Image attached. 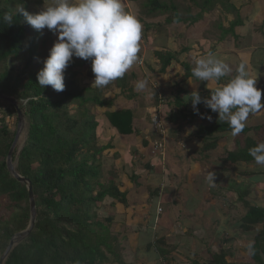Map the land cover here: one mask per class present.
Masks as SVG:
<instances>
[{
    "label": "trees",
    "instance_id": "16d2710c",
    "mask_svg": "<svg viewBox=\"0 0 264 264\" xmlns=\"http://www.w3.org/2000/svg\"><path fill=\"white\" fill-rule=\"evenodd\" d=\"M223 1L224 5L228 4V0ZM208 4L209 7L205 8ZM143 5L148 16L155 15L157 11L172 13V17L165 19L166 23L187 20V17L178 16L173 3L145 0ZM15 6H23L26 10L23 0H0V93L15 98L27 120V138L17 156L15 171L32 185L36 218L31 233L12 248L3 264H128L122 257L121 248H118L120 244L117 237L109 230L113 213L110 211L103 219L98 216L99 212H109V207L118 205L126 208L128 193L120 190L110 173L106 183L100 181L104 165L100 154L111 146H95L97 122L91 115H87L86 109L88 104L109 108L113 98L103 96V87L80 86L78 77L84 73L94 77V74L91 61L77 57H73L64 72V91L57 92L51 86L41 88L36 77L43 66L30 68L38 56L39 32L36 30L28 41L23 68L13 75V66L7 62L18 57L24 50L27 24L23 16L16 13ZM199 7L201 10L196 15L192 16L187 11L191 23L200 19L201 12L211 9V0H201ZM5 14L12 15L11 24L4 20ZM240 23L241 20L237 18L223 31L233 33L235 25ZM143 25L147 29L150 27L149 24ZM153 56L161 63L160 72H164L174 58L173 52L166 49L155 50ZM127 76L126 73L123 78L115 80V84L121 93L126 91L127 97H131L133 87ZM212 92L206 94L211 95ZM184 93L185 90L177 86L174 102L171 101L177 109L169 111L165 116L168 122L177 123L178 128L179 121L195 115L193 110L187 111L183 105L181 95ZM153 97L157 100L156 95ZM69 105L76 108L77 114L69 113ZM1 109H4V114H0V255L10 238L24 230L29 221L26 186L10 175L5 164L15 132L9 130L4 119L16 113L11 104L2 100L0 112ZM105 116L119 134L128 135L133 132L131 110L107 111ZM262 125L246 126L241 133H257ZM226 132H231L226 120L218 119L211 125L200 126L197 135L202 139L201 153L216 147L218 138L213 137V134ZM258 142L264 141L247 136L243 144L237 143L235 148L225 150L219 160L226 165L254 162L249 149ZM15 157L16 153L13 152L12 160ZM135 180L132 176V181ZM236 193L237 200L245 209L236 228L242 233L253 232L249 242L254 243V254L249 255L247 252L251 261L249 264H264V208L247 200L249 186L238 187ZM101 204L109 207L104 210ZM151 246L163 263L172 264L175 247L161 236L147 245ZM227 254L225 250L209 251L207 263L200 264H228Z\"/></svg>",
    "mask_w": 264,
    "mask_h": 264
},
{
    "label": "crops",
    "instance_id": "0c3cea01",
    "mask_svg": "<svg viewBox=\"0 0 264 264\" xmlns=\"http://www.w3.org/2000/svg\"><path fill=\"white\" fill-rule=\"evenodd\" d=\"M250 1L252 0H228V4H230V6L226 3L223 12L220 10L216 11L215 9L214 12L215 11L216 12L213 15L219 17L218 14L220 11L223 14V16H226V18L229 20V23L227 26L224 27L222 26L221 29L222 32L220 34H212V38L204 39L200 37L198 39L195 38L191 39V34H189L190 28L188 27H191L193 24L197 23L199 21L197 20L196 22L192 23V25L190 23L186 25V27L184 28L185 29L184 34L179 35L180 32H178L173 35L164 36L159 31L158 34H156L153 37L152 41H147V39L142 40L145 45V50L143 48L144 50L143 51L140 48V52L138 53V60L127 72V75H129L127 77H130V80L132 81H137L139 78H141L144 81L145 79L149 81L150 83L149 86L151 88L150 90L153 93V96L156 95L157 97V100L155 99V97L153 99L154 106H156L159 103L158 98L160 95L163 97L164 93L159 94L158 91L152 86V84L158 85L156 86V88L159 87L163 89L166 88L165 86L162 85V83L159 82L160 78H163L161 80L163 82L165 81V83L169 85L167 90L169 91L168 94L172 98L176 93L177 86L185 90V93L181 95L182 102L187 111H192L193 108L191 102L190 101L186 102L187 98L191 95L192 91L195 90L198 91L202 98H209L210 94H206V92L214 91L215 88L222 86L229 79L235 76L237 74L236 69L239 66V64H241L242 62L247 63V70L252 76L253 73L251 72L250 69L256 67L255 66L256 64L264 63V14L258 15V13L264 12V0H261L263 3H261L262 7L259 8L260 10H257V8L254 7V5L251 6ZM245 9L247 11H245ZM233 13L235 14L234 15L235 17L231 18V15H233ZM237 18L241 20V23L239 25H235V27L233 28V33H225L223 30L227 29L230 26V23L236 20ZM258 23L259 25H255ZM219 27L221 28V25ZM180 43L184 45L179 47ZM160 49L169 50L174 54V58L172 59L170 65L168 66V68L165 69L164 72L159 71L161 63L159 59L153 56V52L155 50H160ZM209 52H212L216 57L224 60L226 63L229 64V66L233 70L229 74V76L221 78L220 81L205 82V81H199L192 75V69L195 66V59L201 56H206ZM250 62L252 63L251 66H250ZM171 70H175L176 73H174L173 75L169 74L171 73ZM185 74H187V76ZM161 75L163 77H161ZM112 86H114L115 88L113 89V91L114 90L116 91L115 95H113L112 97H106V96L104 97L113 98L112 107L113 104L115 105L116 100H118V103L120 105H123V107H121L120 109L131 110L133 114V119H132L133 132L128 135L119 134L110 125L109 121L106 118L107 129L105 131L107 132L108 130L109 133L103 137L104 139L105 137H108L107 140H104L103 145L106 146L109 144L111 147L105 149L104 151H107V153H109L108 152L109 150H113L116 153V156L119 155V158L124 157V164L131 166L132 168L134 166V160H136L135 161L136 163L137 161L141 162L142 168L140 167V169H146L149 173L154 174L153 179L148 178L141 180L142 176L140 169L139 171L136 170H132V172L129 171V174H127L126 177L130 180V183L132 181V176L136 178L135 181H132L135 182L136 188H134V185L131 184L130 188L125 190L128 193L127 197L131 195L130 198L131 200L133 198L134 199L137 198V196L139 195L137 194V192L139 193L140 191L139 188H141V190H146L149 192V199H146V195H145L146 192L144 191L140 192V194L142 193L145 203H147V200L151 201V199L154 197L156 200L154 213H153V224H151L149 221L150 213L148 211L144 212L146 214L145 216H141L138 218L140 220L137 219L131 220L132 217L130 216L129 212L125 214L124 213L125 211L123 210L125 208L120 206L121 207L120 210L123 211L125 216H127L126 223H128V221L131 223L129 229V231L131 232L129 234L134 236V246L130 247L129 248L130 251L127 253L130 256L131 261L130 262L125 260L124 261L128 264H138V263L165 264L162 262L158 254L155 252L153 246L147 247V245L149 243L151 244L156 239V237L159 236L162 237L165 235L164 236L165 241L169 245L175 247V250L173 252L174 260L172 264L207 263L206 258H202V257L201 259L192 258L191 260H189L186 257V255L188 251H192V253L196 252V250H192V248L195 245L193 244L195 241L194 238L198 240L195 241V243L200 244L201 242L203 243V245L204 244L206 245L205 236L202 234L205 233L203 231L202 225L207 228V225L211 223L209 220L212 219L213 217L216 218L217 216L216 213L215 216H213V212L209 210L212 207L211 205H207V204L205 205L206 207H210L208 209L209 211L204 209V205H201L200 206L201 208L198 209L197 211L195 210L198 207H196V209L192 211L189 210L188 208L187 212L188 213L190 212L189 215H191L192 213V217L187 215L189 218H193L197 213H199L200 216L198 218H200L202 216V213L203 212L207 213V211H208L207 214L210 215L202 219V224L200 223L201 222L200 221L198 222V225H188V221L186 224H184L185 218L182 219L183 218L181 216L182 210L181 209L177 210L178 207L175 205L178 203L177 201L179 202L181 201L179 198L181 192L185 197V199L187 192L189 194L190 192L194 193V189L197 192L200 188V183L203 180L201 176L204 175L207 176L210 170L213 172L214 170H216V172L220 171L221 174L223 169H228L231 168L232 166L240 165V163H238L237 165L224 164L223 162H221V160H219V158L222 155L218 154L217 152L218 149L220 148L219 146L222 145L223 142L228 143L231 140V138L235 136H232L231 132L213 134V137L218 138L216 147L207 153H201L200 149L202 146V139L197 135V131L199 127L211 125L212 123L216 122L219 119L217 113L213 112L205 104L201 103L197 105L199 109V114L195 113V115L193 117L188 118V120H183V121L178 120L180 123L179 128L177 127L178 126L177 123L176 124L170 123L166 120L167 126L168 128H170V132L173 135L172 137L169 136L170 139H168V142H166L164 154L162 157L158 155H152L150 152V144H149V141L151 140L152 132L150 131L149 123L146 120V117L149 119V112L153 108L152 105L147 104L145 107L141 105L140 99L138 100V98L142 96L141 98L145 99V95H143L142 92L140 93V91L135 88H133V93L131 97H127L126 95V98H124L122 95L126 94L127 92L124 91L123 93H121L120 89L116 87V84ZM172 102H174V99L172 100ZM172 102H169L168 103L169 105H166V103H164V100H162V102L160 103V109L164 108L167 111V113L171 110H176L177 107L174 106ZM167 106H169L168 109ZM115 110H111V111H115ZM167 113L164 114V116H166ZM208 117H211V119H208ZM146 122L148 123L149 127L145 125ZM250 125L252 124H250V116H249V122H246V126H250ZM254 125H258V124H254ZM239 135H243L244 136L243 139H245V137L250 136V131H248L246 134L240 133ZM230 136L231 138H229ZM120 141H122V144L124 145L125 152L128 150L126 144L130 145L129 152H127V154H125L124 152L123 154L125 155L123 157L120 154L123 151V149H118L117 147V144ZM237 143L243 144V142H240L239 140L235 139L231 144L232 146L230 145V147L227 148L223 147V149L225 150L233 149L236 147ZM145 148L146 150H144ZM131 154L133 156H131ZM242 164L245 165V163ZM122 167L123 166H121V168ZM203 172H207V173L202 174ZM242 173L247 174V172L245 171ZM152 182L153 185L151 187L150 184ZM167 186H172L170 189L174 192V195L169 194L171 195V200L174 201L171 207L175 208L176 215H180L179 218H176L174 214V210L170 208L168 223L171 222L172 223L171 225L174 227V229L173 227L162 228L163 224L157 226H155L154 224L156 223V221H158L161 218V215L163 213V209H161L162 208L161 199L165 195V188ZM237 188L234 190L236 191ZM206 189H210L209 185L206 186ZM230 189L233 190V187H231ZM217 192L220 193V189L219 191L217 190ZM181 203L182 202H180V206L182 205ZM158 208L160 209L159 211ZM123 213L121 214L123 215ZM183 213L185 215V212ZM219 214L221 215V217L226 215L227 218L231 220V217L229 218L230 212H225L221 210ZM184 217H186V215ZM237 221L235 222V225H233L235 228L237 226L236 225ZM165 229H167L166 232L164 231ZM222 232H223L222 228L220 230L217 229L214 235L216 236L219 235L217 237L221 238L220 234H223ZM173 235L175 237L179 235H184V238L181 237L180 239H185V242L183 243L171 239ZM128 241L129 242L133 241V238L132 239L130 238ZM189 246L191 249H188ZM135 260L138 261L135 263Z\"/></svg>",
    "mask_w": 264,
    "mask_h": 264
},
{
    "label": "rangeland",
    "instance_id": "374dc122",
    "mask_svg": "<svg viewBox=\"0 0 264 264\" xmlns=\"http://www.w3.org/2000/svg\"><path fill=\"white\" fill-rule=\"evenodd\" d=\"M23 1L25 4V7H26V11H28L29 13H36V12L40 11L43 7H47L49 2H50V0H23ZM161 1H164L167 4L173 3L177 8L178 16H180L182 18L187 17V20L185 22H181L178 24L166 23L165 19L167 17L168 18L172 17V13H170V12L162 13V12L157 11V12H155V15L148 16V15H146L147 9L143 5L145 0H136L134 2H132L130 0H121L122 5H123L126 12L134 15L135 17L138 18V20L139 19L142 20V21L140 20V23L142 24V27H143V31H142L143 38H141V41H140V48L142 50H143V48L145 50V45H144L142 40L147 39V41H152L153 37L156 34H158L159 31L164 36L165 35H173V34H176L178 32H180L179 35L184 34L185 33L184 28L186 27V25L189 23L192 25V23L189 21L190 15H187V11H189V13L193 16V15H196L201 10V8L199 7V5L201 4V0H161ZM260 1L261 0H252V1H250V4H251V6L254 5V7H256L257 10H260L259 8L262 7L261 3H263L262 1L261 2ZM223 2H224L223 0H211V3H212L211 9L207 10L205 12L204 11L201 12V17H200L199 21L197 23L193 24L191 27H188V28H190L189 34H191V39H194V38L198 39L200 37H202L204 39L212 38V34H220L222 32V30H221L222 26L223 27L227 26L229 23V20L226 18V16H223V14L220 12V11L223 12V9L225 7V5H224L225 3L223 4ZM19 7H21V6H15L14 9L16 10ZM208 7H209V4L205 8H208ZM215 9H216V11L220 10L219 14L216 13L219 15V17L217 16L218 18L216 17V15H213L216 12V11L214 12ZM245 11H247V10L245 9ZM229 13H230V11H229ZM262 14H264V12L258 13V15H262ZM234 15L235 14L233 13V15H231V18H234L235 17ZM143 24H149L150 27L147 29L144 27ZM220 25H221V28L219 27ZM255 25H259V23L255 24ZM34 32H35V30L29 24H26V35H25V40H24V50L20 53V55L18 57H16L15 59H10L7 62L13 66V69H12L13 75L17 74L23 68L25 58L27 56L26 47H27V44H28L30 37L34 34ZM56 39H57L56 35L53 32L48 31L47 29L43 30V32H39V37L37 39L38 56L35 58L32 65L30 66L31 69H37V68L43 66V60L47 57L48 51L51 48L52 44L56 41ZM210 40H212V39H210ZM142 44L144 45V47ZM182 45H184V44L180 43L179 47H181ZM159 47H160V44H159ZM251 64L252 63L250 62V66H251ZM255 66L256 67H253L250 70L253 73L252 77L258 76L256 87H258L262 90V103H264V63L256 64ZM174 73H176V71L171 70V73H169V74L173 75ZM161 77H163V76L161 75ZM166 78H168V77H166ZM78 79H77V81L79 82L81 87H84L87 85H91V86L94 85V84H92L94 81V77H90L89 75H87V73H84L83 75L78 77ZM128 79H129L128 81L130 82L132 87L135 89H136V87H135L136 83L138 81L142 80L141 78H139L137 81H132V80H130V77H128ZM161 79H163V78H160L159 82L162 83V85L165 86L166 88H164V89L160 88V87L156 88V86H158L156 84L155 85L152 84V86L158 91L159 94L164 93L163 97L160 95L159 98H160L161 102H162V100H164V103H166V105H169L168 103L171 102L173 100V98L168 94L169 91L167 89H168L169 85L166 84L165 81L163 82ZM145 82H146V87L143 90H139L140 93L142 92L143 95H145V99H142L141 98L142 96H140V98H138V100L140 99V103L144 107L147 104H150V105H152V107H154V104H153L154 103V100H153L154 97H153V93L150 90L151 89L149 86L150 83L147 79H145ZM114 84H115V81H113L109 85L103 87V93H102L103 96L112 97L113 95H115L116 91L115 90L113 91V89H115V88H114V86H112ZM158 93H156V94H158ZM126 95H127V93L123 94L122 96L124 98H126ZM121 107H123V105H120L118 103V100H116L115 105L113 104V107L111 106L109 108L108 107H99V106H95L93 104H88L86 106L87 115H91L93 117V120L95 122H97V127L95 129V134H94L95 135V146H97V147L104 146L103 145L104 140L108 139V137H105V139L103 138L104 136H106L109 133L108 130H107V132L105 131L107 129V121H106L105 113L108 110H110V111L115 110V109L119 110ZM152 107H150V108H152ZM68 108H69L70 114H77L76 108L73 109L74 106L69 105ZM168 108H169V106H167V109ZM3 112H4V109H1L0 114H4ZM161 113H162V115H164L167 113V111L163 108L161 110ZM146 120L149 123V119L147 117H146ZM4 122L10 131H14V132L16 131V128H17L16 114H12L10 116H5ZM247 122H249V118H248ZM148 123L146 122V124H145L147 127H149ZM250 124H252V125H254V124L262 125L263 124L260 132L255 133L254 131H251L250 136H253L254 138H256L260 141H264V110H261L260 112H257L255 114H250ZM26 132H27V120L25 119L24 130L22 131V134H20V137H19L18 142L16 144V147L14 149V152L16 154L23 144L24 138L26 136ZM172 135L173 134L170 132V128H169L168 129V138H167L166 142H168V139H170L169 136L172 137ZM154 137H155V135L152 134L151 139ZM174 137H176V136H174ZM229 138H231V136ZM243 138H244L243 135H237L235 137H232L228 143L223 142V144H225V145L222 144L219 146L220 148L217 151L218 154L223 155L224 150H225V149H223V147H225V148L230 147V145L233 143V141L235 139L239 140L240 142H243V140H244ZM139 142H140V140H139ZM126 146L128 147V150L125 152V148H124V145L122 144V141H120L117 144L118 149H123V151L120 153L122 157L125 154H127V152H129V146L130 145L126 144ZM132 146H135V145H132ZM133 148H135V147H133ZM143 148H144V146H143ZM144 150H146V148ZM108 152L109 153H107V151H103L100 154L101 158L103 159V162H104V165H103L102 170H101L102 177H101L100 181L103 183H106L108 181V177H109V173H110V175L114 177V181L119 185L120 190H122V191L127 190L128 188H130L131 184L134 185V188H136L135 182L131 181V183H130V180L126 176H127V174H129V171H131V172H132V170L139 171L140 167L142 168V166H141L142 163L138 162V161L136 163L135 162L136 160H134V166L132 168L131 166L124 164V157L119 158V155L116 156V153L113 150H109ZM124 152H125V154H123ZM131 156H133V155L131 154ZM121 166H123V167L121 168ZM140 171H141V176H142L141 180L142 179H148V178H152V179L154 178V174L149 173L146 169H140ZM244 171L247 172V174L242 173ZM214 172H215V181H214L215 185L214 186H210L209 182L206 179V175L201 176V178L203 180L200 183L199 190L196 192V190L194 189V193L190 192V194L187 192L186 199L181 192L180 193L181 195L179 198L181 200L180 202H182L181 203L182 205L180 206L179 201H177L178 203L175 205L178 207L177 210L178 209L182 210L181 216L183 218L182 217L181 218L182 219L185 218L184 224H186L188 221V225H198V222H200V221H201L200 223L202 224V219H204V217L210 216L209 214H207L209 210H211L213 212V216H215V213L217 215L216 218L213 217L212 219L209 220L211 223L209 222L210 224L207 225V228L202 225L203 231L205 232L202 234L205 236L206 245L205 244L203 245V243H201V242H200V244L195 243V241H198V240H196V238H194L195 241L193 244H195V245L192 248V250H196V252L192 253V251H188L186 257L189 260H191L192 258L201 259V257H202V258H206V261H208V252L209 251L220 252V250H225L228 253L226 256L228 264H249V262L251 263V261L247 255L246 246L249 243V241H251V238L253 236V232H250L248 234L242 233L239 229H237L233 226V225H235V222L238 219H240L245 212V209H244L242 203H240L237 200L238 194L236 193V191L234 189H236L237 187H241V186H249L250 194L248 195L247 199L250 201L251 204L264 208V165H258L254 161V162L249 163L248 165H246V163H245V165L240 163V165L232 166L231 168H228V169H223L221 174H220V171L216 172V170H214ZM206 173L207 172H203L202 174H206ZM152 185H153V182L150 184V186L152 187ZM208 185H209L210 189H206V186H208ZM171 187L172 186H167L165 188V195L161 199V206H162L161 209H163V213L161 215V218L158 221H156V223H154L155 226L163 224L162 228H165V227L166 228H172L173 227L171 225L172 224L171 222L168 223L169 222L168 218L170 215V208H172L171 205L174 202L171 200V195H174V192L170 189ZM231 187H233V190L230 189ZM139 189H140V191H139V193L137 192V194H139L137 196V198H135V199L133 198L131 200L130 199L131 195L128 196V199H129L128 204L129 205L125 209H123L125 211L124 213L127 214V212H129L130 216L132 217L131 220H134V219L140 220L138 218L141 216H145L146 214L144 212L148 211L150 213L149 221L151 224H153V213H154L155 202H156L155 197L152 198L151 201L147 200V203H145V200L143 199L142 193L140 194V192H142V191L146 192L145 193L146 199H149V192L146 190H141V188H139ZM219 189H220V193L217 192V190L219 191ZM169 194H171V195H169ZM205 204L211 205L212 208L206 207ZM201 205H204V209H206V210H208L209 208L210 209L207 211V213L203 212L202 216L200 218H198L200 216L199 213L195 214V216L193 218H189L188 216L192 217V213H191V215H189L190 212L189 213L187 212L188 208H189V210L192 211V210H195L196 207H198L195 210V211H197L198 209L201 208L200 207ZM222 206H223V208H222ZM100 207L101 208L104 207V210H105L109 206L108 205L104 206V204H101ZM105 207H107V208H105ZM120 209H121V207L120 206L118 207V205L111 207V208L109 207V209H108L109 212H104V211H103L104 213L99 212L98 216L100 219H103L104 216L109 215L110 211L113 213V215H112L113 222L110 224L109 230L113 235H115V237H117V239L119 241L120 245L118 248H119V250H120V248L122 250L123 259L125 261L130 262L131 258L127 253L130 251L129 248L134 246V236L129 234L131 232V231H129L131 223L129 221H128V223H126L127 216H125L123 211H121ZM172 210H174V214H175L176 218H179L180 215H176L175 208H172ZM221 210H223L225 212H230L229 218L231 217V220H229L226 215L221 217V215L219 214ZM183 212H185L186 217H184L185 215ZM121 213H123V215ZM193 213H195V212H193ZM157 214H159V213H157ZM214 219H215V221H214ZM221 228L223 230V232H222L223 234H220L222 240L220 237H217L219 235H217V236L214 235L216 230L217 229L220 230ZM173 229H174V227H173ZM164 231L166 232L167 229H165ZM148 232H150V231H148ZM164 236H162V237L164 238ZM177 237H175L173 235L171 237V239H174L176 241H180L183 243L185 242V239H180L181 237L184 238V235H179ZM130 238L131 239L133 238V241L129 242L128 240ZM185 238H188V237H185ZM181 246H183V245H181ZM188 249H191L190 246ZM137 261L138 260H135V263ZM182 262H184V261H182Z\"/></svg>",
    "mask_w": 264,
    "mask_h": 264
},
{
    "label": "clouds",
    "instance_id": "9594fccd",
    "mask_svg": "<svg viewBox=\"0 0 264 264\" xmlns=\"http://www.w3.org/2000/svg\"><path fill=\"white\" fill-rule=\"evenodd\" d=\"M16 13L37 32L47 29L57 37L37 73L41 88L51 86L57 92L64 91V72L73 57L91 61L92 84L97 88L123 78L138 60L143 27L137 17L125 11L121 0H50L47 7L36 13H29L23 6ZM4 20L11 24L12 15L5 14ZM232 71L228 63L209 52L195 59L192 75L199 81L210 82L220 81ZM236 73L215 88L209 98H202L195 90L186 100L197 114V105L203 103L220 120H227L232 136L244 130L250 114L264 110L262 90L256 87L258 76L250 75L246 62L239 64ZM135 87L143 90L146 82L138 81ZM249 154L256 164L264 165V142L250 148ZM206 179L214 186L215 172L210 170ZM247 252L254 254L253 242L248 243Z\"/></svg>",
    "mask_w": 264,
    "mask_h": 264
},
{
    "label": "water",
    "instance_id": "95a60500",
    "mask_svg": "<svg viewBox=\"0 0 264 264\" xmlns=\"http://www.w3.org/2000/svg\"><path fill=\"white\" fill-rule=\"evenodd\" d=\"M0 100L5 101L9 104H11L15 110L16 113V118H17V128L14 134L13 141L10 145V148L7 152L6 159H5V164L8 172L10 175L15 178L18 182L23 183L26 186L27 193H28V202H29V221L27 227L20 231L15 233L9 240L8 245L4 249V251L0 255V264H3L5 259L7 258L8 254L12 250V248L18 244L19 242L23 241L33 230L34 224H35V218H36V203H35V197L32 191V185L30 181L22 176H20L16 171H15V165L17 161V156L20 153L21 148L23 147L25 140L27 138V132L26 136L24 138L23 144L21 148L18 150L16 157L14 160H12V155L14 152V149L16 147V144L18 142V139L20 137V134H22V131L24 130L25 127V116L22 112V110L19 107L18 101L11 97L7 96L5 94L0 93Z\"/></svg>",
    "mask_w": 264,
    "mask_h": 264
},
{
    "label": "built area",
    "instance_id": "2783aa9c",
    "mask_svg": "<svg viewBox=\"0 0 264 264\" xmlns=\"http://www.w3.org/2000/svg\"><path fill=\"white\" fill-rule=\"evenodd\" d=\"M160 103L161 100L159 98V103L149 112L150 131L155 135V137L149 141V144L151 154L162 157L166 146V140L168 138L169 128L165 116L161 113ZM159 210L160 209L158 208V211Z\"/></svg>",
    "mask_w": 264,
    "mask_h": 264
}]
</instances>
